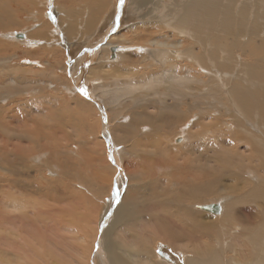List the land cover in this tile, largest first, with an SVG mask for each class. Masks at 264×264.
Here are the masks:
<instances>
[{"label":"bare ground","instance_id":"1","mask_svg":"<svg viewBox=\"0 0 264 264\" xmlns=\"http://www.w3.org/2000/svg\"><path fill=\"white\" fill-rule=\"evenodd\" d=\"M41 1L49 2L47 14L51 15L54 29L40 19L41 13L39 17L29 11L35 0H14L9 6L0 0V264H68L65 261L69 255L67 244L72 238L81 240V234L73 237L74 232L64 219L61 220V215L53 216L54 222L49 221L45 232L35 224L29 227L24 222L28 209L34 211L39 204L25 200L28 195L23 191L34 187L36 191L33 192L40 194L37 190L45 185L38 176L50 167L55 180L49 179L48 184L61 180L62 187L70 190L68 187L76 181L97 192L95 180L80 172L84 167L83 156L80 162L71 157L78 153L83 155V144L79 146L82 150L69 149L73 139L65 129L75 128L76 122L81 125V114L90 113L91 109L86 112L87 107L81 102L94 103L104 120L108 113L105 103L115 105L124 97H133L137 91L146 92L138 94L134 106L130 104L135 110L144 102L151 106L157 102L162 109L158 110L161 112L158 121L150 119L148 112L135 111V119L129 121L127 129L130 136L137 138L136 131L142 127L140 120L148 122L146 124L152 128L156 126L155 132L171 129L172 121H175L179 123L176 127H182V132H177L174 140L177 142L180 138L177 143L184 145L189 141L187 126L192 124L188 120L193 116L201 122H195L200 134L211 132L214 137L228 130V140L223 139L224 134L202 145L201 139L196 138L186 151L180 150L184 162L181 166L175 164L179 161H174L167 167L164 158L152 161L144 154L147 167L152 171L145 177L140 174V179L148 181L137 188L128 185L127 190L125 168L120 161L122 155L115 157L110 153L118 172L117 184L111 188L112 181L107 193L103 188L97 192L111 198L104 201L106 209L94 234L97 241L93 240L94 250L86 264H264V0H125L123 6L119 0H79L82 6L75 0L77 4L62 13L53 0ZM55 11L66 14L69 19L63 17L56 21ZM23 13L29 14L26 18L35 22L26 29L21 28L24 25L19 19ZM76 13L82 17L76 19ZM143 25L157 29L146 31ZM129 27L133 33L137 32V36L145 35L152 45L145 47L137 42L141 41L139 37L137 40L126 35L121 36V40L117 35L109 38V33L118 28ZM56 30L63 34L65 45L57 39ZM19 33H23L22 39H17ZM84 36L81 57L72 60L69 68L64 69L69 77L68 84L61 83L64 97L58 90L52 91L55 89H52L54 84L49 83L51 79L38 83L36 77L45 76L42 72L21 68L23 64L42 69L41 60L27 57L21 58L19 63L6 60L9 51L17 48L12 42L22 43L34 51L41 46L37 53L52 57L55 45L67 49L69 45L77 47ZM163 37L166 42L158 40ZM112 48H116L114 54ZM122 49L135 53H121ZM134 55H140L139 58L144 60H138ZM103 58L112 64L118 59H123L121 64L139 62L144 71L139 72L142 73L140 76L138 72L132 75L129 65L128 68L124 66L130 75L123 84L101 87L93 66ZM155 65L169 70L154 75L150 70ZM27 74L36 77L28 79ZM84 89L89 95H84ZM149 92L154 95V101H150ZM192 112L196 114L192 115ZM212 113L216 119L209 122L210 127L204 121ZM113 115L111 113L109 118L120 117L116 112ZM124 120H127L125 116L120 124ZM220 120L227 130L220 125ZM58 122L63 124L62 128ZM103 125V137L111 147L113 136L109 134L106 122ZM150 149L153 148L150 146ZM58 153L62 160L55 164ZM143 157L135 162L141 163ZM172 158L176 159L175 156ZM77 162L82 166L78 167ZM88 164L89 161L84 173L88 171ZM184 167L194 175L186 176ZM94 168L98 170L96 166ZM166 173L173 177L165 176ZM95 174L98 176L97 172ZM161 176H164V186L160 182ZM135 181L137 184V179ZM138 189L143 193L140 194ZM29 195H33L32 192ZM206 197L210 199L204 201ZM207 203L219 204L220 213L204 212L202 207ZM17 213L21 215L17 216ZM206 216H211L212 222L204 221ZM79 245L77 243V248ZM62 249L66 250L65 256Z\"/></svg>","mask_w":264,"mask_h":264},{"label":"rangeland","instance_id":"2","mask_svg":"<svg viewBox=\"0 0 264 264\" xmlns=\"http://www.w3.org/2000/svg\"><path fill=\"white\" fill-rule=\"evenodd\" d=\"M5 1L6 5H13L11 3L14 2V0H3ZM57 1V2H56ZM52 2L55 3V5H59L60 8H58V11H60L62 13V11H64L65 9H69V8H72L74 7L77 2H75V0H53ZM80 2L79 6H82V1H79ZM74 3V4H73ZM39 4V5H38ZM41 4V5H40ZM53 5V4H52ZM68 5V6H67ZM49 2L47 1L46 3L41 0H35V5L30 6L29 8L31 10L29 11H32L34 12L35 15L39 16L40 17V13H41V20H44L45 23H47L51 29V26L52 28L54 29L55 26H54V22L51 21V15L49 16L47 14V11H49ZM42 8V9H41ZM39 12V13H38ZM43 13V15H42ZM60 15V16H59ZM29 16V14H21L19 16V19L20 21L22 22V24L24 26H22L21 28H29V26H31V24H34L35 22L30 20V19H27L26 17ZM49 16V17H48ZM55 16H56V21L57 19L61 20V18L65 17V18H68L66 17V14L65 16L58 13L57 11H55ZM82 17V15H79V14H75V18L76 19H80ZM43 18V19H42ZM23 19H26L25 21ZM69 19V18H68ZM75 19V21H77ZM63 20V19H62ZM62 22V21H61ZM60 22V23H61ZM26 25V26H25ZM142 25V24H141ZM36 26V25H35ZM40 26V25H39ZM144 28H146L147 30L146 31H149L148 28L150 29H157V27H151L150 25H143ZM147 26V27H146ZM20 28V29H21ZM25 29H23V31H25ZM32 29V28H31ZM131 27L129 28H118L117 30H115V32L113 33H109V38L111 35H117L119 36L118 40H121V36L123 35H126L127 37H132L134 38L135 40L138 39V37L140 38L141 41H137L141 44H143L145 47H150L149 45H152L151 42H147L146 41V36L145 35H141V36H137V32L133 33L131 31ZM159 30V29H158ZM21 31V30H20ZM57 31V30H56ZM55 31V32H56ZM121 31V32H120ZM161 32L162 31H165V30H160ZM128 33V34H127ZM145 33V32H144ZM20 34V33H19ZM23 34V33H22ZM146 34V33H145ZM24 36V35H23ZM63 34H60L58 31L56 32V37L57 39L61 42V45H65L64 42H62V39H63ZM137 36V37H136ZM85 36L82 38L81 42L77 43V47H71L69 45V49L65 48V47H59L58 45H55L54 47L56 48L55 51L53 52L52 54V57L44 54L43 53H37L41 50V46H39V50H36L34 51V49H27L26 46L22 43H19L17 44V42H12L13 45L16 44V47L17 48H12L8 55H7V58L6 60L9 62H20L21 58L23 59L24 57H27L29 60H37L40 62L41 60V63H43V67L42 69H40L39 67H33V68H30L32 66H29V65H21L22 67V70H26V71H32V72H36V73H39V72H42L45 76H41V77H36L35 75H30V74H27L28 75V79L32 78L33 76H35L38 80V83L40 82H46L48 80H50L49 83H52L54 84V88L52 89H55V90H52V91H56L58 90V92H60L59 94H61L63 96L64 92H63V89L62 88V84H68V75L65 74V68H69L70 66V63L73 62L72 60L74 59H77L79 60V58L81 57V53H82V48L81 46H84L83 44H85ZM17 39H22L20 37H18L17 35ZM162 39V40H161ZM68 40V39H67ZM117 40V41H118ZM158 40H161V41H165L166 42V39L163 37V38H159ZM169 40H172L171 37H169ZM103 41L100 42V46H102L103 44ZM119 43V42H118ZM121 44H125L123 43L122 41H120ZM119 43V44H120ZM57 46V47H56ZM68 47V46H67ZM71 47V48H70ZM75 48V50H74ZM87 45L85 46V50L87 49ZM100 48V47H98ZM24 50H27V51H23ZM38 49V48H37ZM30 50V51H29ZM84 50V51H85ZM87 52V50H86ZM121 53H135L134 50L133 51H129V52H126L124 51L123 49L120 51ZM65 53V55H64ZM93 53V52H92ZM91 53V54H92ZM105 53V52H103ZM71 54L73 55V57H71ZM87 54V53H86ZM86 54H83V56L86 57ZM138 54V53H137ZM63 55V57H62ZM90 55V54H89ZM123 55V54H122ZM46 56V57H45ZM140 55H134L133 57L138 59V60H144L142 59L141 57L139 58ZM109 57V56H108ZM107 57V58H108ZM121 57V56H120ZM65 58H66V61H65ZM118 58V57H117ZM14 60V61H13ZM123 59H118L115 63L112 64V62H106L104 60V58L102 60H99L98 63L96 64V66H93V68L95 69V73L96 76L101 82H98L97 83H100L99 86L101 87H105V88H113L115 86H117L118 84H123L125 81H126V76L127 75H130V73L133 75L134 73L138 72V75L139 74H142L144 71V68L142 69V65H139V62L136 63V64H131V63H123ZM72 64V63H71ZM108 64L110 66H108ZM138 64V65H137ZM153 64V63H152ZM101 65V66H100ZM107 65V66H106ZM119 65V66H118ZM128 65H129V69L131 70L130 73H127V71L125 70L124 66L126 68H128ZM133 65L136 66L135 68H133ZM106 66V67H105ZM114 66V67H113ZM140 69H138L137 68ZM24 67V68H23ZM28 68V70H27ZM92 68V69H93ZM162 68V69H161ZM167 67H160L158 65H155L153 67V69L150 70V72H153L154 75L156 74H161V71L163 72L164 70H169L168 68L166 69ZM32 69V70H31ZM35 69V70H33ZM38 69V71L36 70ZM49 69V70H48ZM51 69V70H50ZM53 69V70H52ZM44 70V71H43ZM138 70V71H137ZM62 71V72H60ZM142 72V73H139V72ZM159 71V72H158ZM121 72H123L124 74H122ZM193 72V69L191 70V73ZM41 73V74H42ZM53 73V74H52ZM47 74V75H46ZM52 74V75H51ZM118 74V76H117ZM99 75V76H98ZM64 76V77H63ZM140 76V75H139ZM66 77V78H65ZM114 77V78H113ZM92 78V77H91ZM67 79V80H66ZM40 81V82H39ZM113 84H112V83ZM62 83V84H61ZM173 85V84H171ZM60 88H58V87ZM158 89H161V87H159ZM56 92V93H58ZM146 91H137V93H135L132 96H128V97H124V99H121L119 102L115 103V105H111L109 106L108 103H105L107 104V106H105V110L108 111L109 115L111 113H114L113 116H115V112L118 116H115L113 118H109V115L107 113V116L105 117L106 119H102L101 115H100V112L96 109L95 107V104L92 103L90 105V103H83L81 102V104H83L86 109V112H88V110H90V113H88V115L86 114H81V125H79V122L77 123L76 122V127H72L71 129H65V133L66 131L69 132V134H71L72 136V139H73V142L69 144V149H80L82 150L79 146H81L83 144V155L82 153H78L79 155H72L71 157L74 158L75 160L77 161H81L83 158H84V167H85V164L87 165V162L89 161V164L88 166L86 167V169L88 170L87 172L84 173V167L80 170V172L82 174H86L87 176L86 177H91L92 179L95 180V183L94 185L96 187H98L97 189V192L100 190H102L103 188V191L104 192H108V190L106 189H109L111 185L110 183L113 181V185L111 186V188L113 186H115L117 183H115V180H117V174L118 172L116 171L115 169V164L112 162L111 158H110V153H113V155L115 157H118V156H121V163H122V167L124 170V173L126 174V178H125V189L127 190L128 188V185H131L133 186V188H137L139 185H142L143 182L146 183V181H148L147 179L145 180H142L140 179V174H143V177L146 176V173H149L151 172L152 170L149 169L147 167V162L145 160V158L143 157V155L145 154L146 156H148L149 159H152V161H155L156 159H161L163 160H166V163H167V167H169L170 165H173L172 162L174 161H179V163H175V164H178V165H182L184 164L183 162V156H182V151H186L191 145L192 143L196 142L197 139L196 138H199L201 139V144L203 145L204 142L206 141L207 143H210L211 140L215 139L216 137H223V139H225V141L228 140L227 138V128L225 127V124L223 123L222 120H220V122L222 124H224V126L220 123V125L227 130L226 131H223L222 134L220 133V135H215L213 137V134L211 132L209 133H204V134H200L198 129L196 126H195V122L197 123H200V121H197L195 120V118L193 116L190 117V119L188 120V123H192L190 126H187L188 127V139L189 141L184 144V145H179V144H182V143H177L174 139L176 138L177 136V132H182V127L181 128H178L176 126H178L177 124L179 123H175V121H172V124L171 125V129L169 130H165V129H159L157 130L156 132L154 131V126L152 128V126H149L147 124H149L148 122H144L143 123V120H140L142 121V127L140 126L141 123H139V127H141L142 129V132L140 131L141 129H139L138 131H136V135H137V138H134L133 136H130L129 135V131L127 129H129V121H133L135 119V111H139L141 113L143 112H148L149 115L151 116L150 119L152 120H156L158 121V115L161 113L159 111H161V109L159 107H161V105H159L157 102L151 106V105H148L146 102L144 103H141V104H138L136 106V110L135 108H133L131 105H135L136 103V98L138 96V94L140 95V93H144ZM150 93V101H154L155 98H153L154 95H152L151 92ZM98 95H100L99 93H97ZM65 95H67L65 93ZM135 96V97H134ZM64 97V96H63ZM75 98V97H74ZM127 98V99H126ZM134 98V99H133ZM130 99V100H129ZM168 100H166L167 102H170L171 99L167 98ZM57 100H59V98H57ZM75 100V99H74ZM124 100V101H123ZM87 102V101H86ZM103 102V101H102ZM129 102V103H128ZM131 102V103H130ZM134 102V103H133ZM71 104L72 106H74L73 104V101L71 100ZM87 104V105H86ZM131 104V105H130ZM158 104V105H157ZM117 105V106H116ZM144 105V106H143ZM3 106V104H2ZM91 106V107H90ZM113 106V107H112ZM121 106V107H120ZM131 106V107H130ZM159 106V107H158ZM115 107V108H114ZM127 107V108H126ZM149 107V108H148ZM153 107V108H152ZM90 108V109H89ZM115 109V110H114ZM133 109V110H132ZM138 109V110H137ZM83 110V109H82ZM127 110V111H126ZM131 110V112L129 111ZM159 110V111H158ZM115 111V112H114ZM129 111V112H128ZM193 113L195 112H192V115ZM156 114V115H154ZM190 114V113H189ZM196 114V113H195ZM94 115V116H93ZM77 117V115H75ZM125 116L127 120H124L121 124H120V121H121V118ZM80 117V116H78ZM130 117V118H129ZM209 119H207V121H204L209 125V122H213L214 119H216V117L214 116V113H212V115H209ZM215 117V118H214ZM90 118V119H89ZM124 119V118H123ZM129 119V120H128ZM132 119V120H131ZM194 120V121H193ZM93 121V122H92ZM108 125V131L110 132L109 134L111 135V137H115V138H111V147L109 145V142L106 141L105 137V134H104V125L103 123H105ZM56 124V122H54ZM91 123V124H90ZM147 123V124H146ZM59 128H62L63 124L58 122L57 123ZM83 124V125H82ZM160 124V123H159ZM89 125V127H88ZM122 125V126H121ZM161 125V124H160ZM81 126H82V130L81 129ZM129 126V127H128ZM146 126V127H145ZM180 126H182V124H180ZM78 127V128H77ZM86 127V128H85ZM116 127V128H115ZM128 127V128H127ZM159 127V125H158ZM211 127V126H210ZM209 127V129H210ZM221 127V128H222ZM74 128V129H73ZM113 128V129H112ZM115 128V129H114ZM119 128V129H117ZM75 129H78V130H75ZM89 129V130H88ZM117 129V130H116ZM71 130V131H70ZM164 130V131H163ZM118 131V132H117ZM139 131L141 132L140 135H139ZM154 131V132H153ZM159 131V132H158ZM168 131V132H167ZM219 131V130H218ZM213 132V131H212ZM96 134V135H95ZM99 134V135H98ZM175 134V135H174ZM81 135V136H80ZM93 135V136H92ZM228 135H229V132H228ZM75 137V138H74ZM81 137V138H80ZM126 138V139H125ZM159 138V139H158ZM96 139V140H95ZM113 139V140H112ZM136 139V140H135ZM144 139V140H143ZM174 141H173V140ZM227 139V140H226ZM160 142H159V141ZM137 141V143H136ZM175 142V143H172ZM80 142V143H79ZM83 142V143H82ZM126 142V143H125ZM74 143V144H73ZM142 143V144H141ZM164 143V145H163ZM173 144V145H172ZM178 147L179 145V148L176 147V145ZM138 145V146H137ZM104 146V147H103ZM150 146L153 148V149H150ZM161 146V147H160ZM165 146V147H164ZM182 146V147H181ZM242 145H240L241 147ZM136 147H139V148H136ZM148 148V149H147ZM155 148V149H154ZM165 148V149H164ZM176 148V150H175ZM136 151H135V150ZM138 149V151H137ZM160 149H162L160 152ZM143 150V151H142ZM147 150V151H146ZM153 150V151H152ZM165 150V151H164ZM181 150V152H180ZM240 150H242V148H240ZM107 152L106 155L104 152ZM135 153L133 155V153ZM140 152V153H138ZM145 152V153H144ZM156 152V153H155ZM158 152V153H157ZM171 152V153H169ZM118 153V154H117ZM148 155H147V154ZM154 153V154H153ZM166 153V154H165ZM48 153H46L47 155ZM102 154V155H101ZM103 154H104V157H103ZM116 154V155H115ZM125 154V155H124ZM129 154V155H128ZM136 154L138 155V157L136 156ZM141 154V155H140ZM152 156H151V155ZM159 155V156H156V155ZM162 154V156L160 155ZM44 156H46L45 154H43ZM93 155V156H92ZM126 156V158L123 157ZM140 155V157H139ZM144 155V156H145ZM167 157H165V156ZM43 156V157H44ZM75 156V157H74ZM77 156H80V157H77ZM83 156V158L81 157ZM87 158H86V157ZM102 156V157H101ZM131 156V157H130ZM145 156V157H146ZM156 157V158H153V157ZM176 157V159L172 158V157ZM191 156L193 157H196V155H192ZM60 157V154L58 153L57 154V158H56V161H55V164L57 162H59L61 159H59ZM91 157V158H90ZM128 157V158H127ZM130 157V158H129ZM137 157V159L143 157L141 163H136L135 161L139 162L140 160H137L135 159ZM161 157V158H160ZM93 158V159H92ZM101 158V159H99ZM120 158V157H119ZM133 158V159H132ZM171 158V159H170ZM59 159V160H57ZM105 159V160H104ZM123 159V160H122ZM125 159V160H124ZM132 159V160H131ZM144 160V161H143ZM92 161V163H91ZM48 162V161H47ZM103 162V163H102ZM128 162V163H127ZM135 162V164H133ZM53 164V162H51ZM99 163V164H98ZM127 163V164H126ZM171 163V164H170ZM92 164V165H91ZM130 164V165H128ZM144 166V170H143V165ZM112 165V166H111ZM126 165V166H125ZM77 166L78 167H81L80 164H78L77 162ZM93 166V167H91ZM96 166V168L98 170H96L94 167ZM104 166V167H103ZM128 167V168H127ZM134 167V168H133ZM142 167V168H141ZM92 168V170H91ZM114 168V169H113ZM142 172H140L138 169ZM147 168V169H146ZM172 168V167H170ZM128 169V171H127ZM133 169V170H132ZM188 169L187 167H184V170L185 172L187 173L186 176L188 175H194V174H190L188 172ZM49 173H47V171ZM96 170V171H95ZM136 171V173H135ZM139 171V174H137V172ZM143 171H145L143 173ZM170 174L172 175V170H169ZM93 172V173H92ZM95 172L98 173V176L95 174ZM104 172V173H103ZM45 173V174H43ZM115 173V174H114ZM109 177V175H111ZM135 174V175H134ZM114 175V176H113ZM168 174L166 173L165 176H167ZM43 176V177H42ZM97 176V177H96ZM137 178H136V177ZM169 178H172L173 176L170 177V175H168ZM164 176H161L160 177V182H162V185L164 186V179H163ZM39 180L41 183H43L45 186H41L42 188L40 190H37V191H40V194H35L33 191H36V189L34 187H29L28 190H25L23 192H25L28 197L25 198V200L27 201H32V203H38L39 206L37 207L36 210L32 211L31 209H28V213L27 215L25 216V220L24 222L27 223V225L30 227V226H33L35 224V226L39 229H41L42 232H45L46 228L48 227L49 225V221L51 223L54 222L53 220V216L54 215H61V220L63 221V219L65 220V224L66 225H69L70 226V230L73 233V237L76 236L77 233H80L81 234V240H75L74 238H72V241L69 242L67 245H69V255H68V258L65 259V261L68 262V264H79V263H83V264H86L87 263V257L89 256L91 258V254L93 253V250H94V243L97 241L96 237V241L94 239V234L96 233V231L98 230V227H99V218L100 216L102 215V213L105 211V207H104V201L106 199V201L108 199H110L111 197L107 196L106 193L103 194V196H100L97 194V192H94L95 190L92 188H88L86 184H83L82 182H76L74 181V183L71 184L70 187H68L70 190L66 189V188H63L62 185H61V180L58 181L56 184H48L49 183V179H53L55 180V177H54V174H52L51 172V169L50 167L49 168H46L45 169V172H41V175L38 176ZM62 178V176L60 177ZM114 178V179H113ZM128 178V179H127ZM63 179V178H62ZM112 179V180H111ZM137 179V182L140 183V184H136V181L133 182L134 180ZM38 180V179H37ZM38 180V181H39ZM105 182H104V181ZM111 180V181H110ZM130 181V182H129ZM31 182V180H30ZM102 182V183H101ZM108 182V183H107ZM128 183V184H127ZM142 183V184H141ZM53 185V186H52ZM55 185V186H54ZM83 186V188H82ZM53 187V188H52ZM77 187V188H76ZM87 187V188H86ZM141 187V186H139ZM54 188H55V192L54 191ZM79 188V189H78ZM81 188V189H80ZM43 189V190H42ZM62 189V190H61ZM88 189V190H87ZM5 190V189H4ZM8 190V189H7ZM5 190V191H7ZM61 190V191H60ZM126 190L123 191V194L126 192ZM140 190L141 192H139L140 194H142L143 190L142 189H138ZM29 191V193H28ZM32 192L33 195H29L30 193ZM60 192V194H59ZM76 192H79V193H76ZM90 192V193H89ZM121 193V192H120ZM89 194V195H88ZM39 195V196H38ZM41 195V196H40ZM73 195V196H72ZM97 195L99 197H97ZM43 196V197H42ZM82 196V198H81ZM107 198H106V197ZM123 196V195H122ZM47 197V198H46ZM73 197V198H72ZM77 197V198H76ZM212 196H210L211 198ZM1 198V197H0ZM99 198V200H97ZM103 198V199H102ZM209 197L203 199L204 201L205 200H209L210 199ZM29 199V200H28ZM85 199V200H84ZM92 199V200H91ZM55 202H51V201H54ZM78 200V201H77ZM82 200L84 202H82ZM96 200V201H95ZM102 200V201H101ZM120 200V199H119ZM99 201V202H98ZM56 202H58L56 204ZM64 202V203H63ZM88 202V204H87ZM93 204H91V203ZM45 203V204H44ZM62 203V204H60ZM4 204V203H2ZM41 204V205H40ZM87 206H86V205ZM93 205L94 208L91 207V205ZM95 204V205H94ZM84 205V206H83ZM41 206V207H40ZM54 208H53V207ZM64 206V207H63ZM66 206V207H65ZM56 207V209H55ZM52 210H51V209ZM70 209V210H68ZM94 211H93V210ZM65 210V211H64ZM58 211V212H57ZM33 214L31 215L30 214ZM60 212V213H59ZM66 212V214H65ZM83 212V213H82ZM99 212V213H98ZM205 212V211H204ZM85 213V215H83ZM18 215L17 216H20L21 214L17 213ZM36 214V215H34ZM212 214V213H211ZM40 215H42L40 217ZM93 215V216H92ZM95 215H98V216H95ZM39 216V217H38ZM64 216V218H63ZM68 216V217H67ZM85 216V218H84ZM179 216H181V214H179ZM49 217V218H47ZM203 217H205L203 215ZM30 218V219H29ZM41 219V223L42 225L39 223L38 219ZM39 219V220H40ZM77 219V220H76ZM88 221H87V220ZM28 220V221H27ZM44 220L46 222H44ZM204 221H208V222H212V218L211 216L208 218V216H206V219ZM34 222V223H33ZM45 226V227H44ZM55 226V225H54ZM72 226V227H71ZM87 227V228H86ZM36 228V229H37ZM77 229V230H76ZM93 229V230H92ZM88 230V231H87ZM86 233V234H85ZM91 234V235H90ZM83 236V237H82ZM85 237V238H84ZM95 242H94V241ZM86 241V242H85ZM77 243H79V247L77 248ZM89 243V244H88ZM87 244V245H86ZM167 246L169 245L168 243H166ZM165 244V245H166ZM67 247V246H66ZM169 247V246H168ZM66 249V248H65ZM65 249H62L64 252H63V256H65L66 254V250ZM79 254V255H78ZM76 259V260H75Z\"/></svg>","mask_w":264,"mask_h":264},{"label":"water","instance_id":"3","mask_svg":"<svg viewBox=\"0 0 264 264\" xmlns=\"http://www.w3.org/2000/svg\"><path fill=\"white\" fill-rule=\"evenodd\" d=\"M18 37L23 38V34H18ZM116 48H112V54H114ZM114 55H112V58ZM177 142L181 141L180 138L176 139ZM202 210L209 211L213 214H219L221 211V206L217 203H207L206 205H203Z\"/></svg>","mask_w":264,"mask_h":264},{"label":"snow or ice","instance_id":"4","mask_svg":"<svg viewBox=\"0 0 264 264\" xmlns=\"http://www.w3.org/2000/svg\"><path fill=\"white\" fill-rule=\"evenodd\" d=\"M119 3L121 6H123V4L125 3V0H119ZM83 92H84V95L86 96L89 95L86 89H84Z\"/></svg>","mask_w":264,"mask_h":264}]
</instances>
